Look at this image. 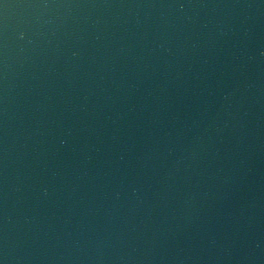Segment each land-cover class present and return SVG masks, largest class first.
I'll list each match as a JSON object with an SVG mask.
<instances>
[{"label": "water", "instance_id": "water-1", "mask_svg": "<svg viewBox=\"0 0 264 264\" xmlns=\"http://www.w3.org/2000/svg\"><path fill=\"white\" fill-rule=\"evenodd\" d=\"M0 264H264V0H0Z\"/></svg>", "mask_w": 264, "mask_h": 264}]
</instances>
